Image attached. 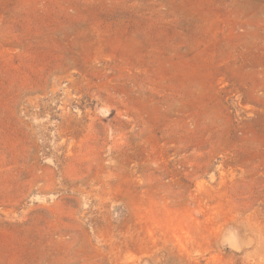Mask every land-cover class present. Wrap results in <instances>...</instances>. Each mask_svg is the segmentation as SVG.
Wrapping results in <instances>:
<instances>
[{"label":"rangeland","instance_id":"rangeland-1","mask_svg":"<svg viewBox=\"0 0 264 264\" xmlns=\"http://www.w3.org/2000/svg\"><path fill=\"white\" fill-rule=\"evenodd\" d=\"M0 264H264V0H0Z\"/></svg>","mask_w":264,"mask_h":264},{"label":"bare ground","instance_id":"bare-ground-1","mask_svg":"<svg viewBox=\"0 0 264 264\" xmlns=\"http://www.w3.org/2000/svg\"><path fill=\"white\" fill-rule=\"evenodd\" d=\"M45 189V188H44Z\"/></svg>","mask_w":264,"mask_h":264}]
</instances>
